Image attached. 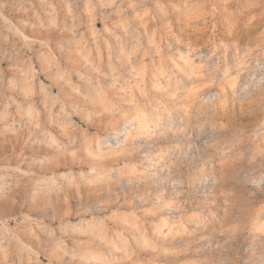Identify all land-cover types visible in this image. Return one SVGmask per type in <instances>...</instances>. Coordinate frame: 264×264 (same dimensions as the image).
<instances>
[{"label": "rangeland", "instance_id": "obj_1", "mask_svg": "<svg viewBox=\"0 0 264 264\" xmlns=\"http://www.w3.org/2000/svg\"><path fill=\"white\" fill-rule=\"evenodd\" d=\"M263 68L264 0H0V264H264Z\"/></svg>", "mask_w": 264, "mask_h": 264}, {"label": "bare ground", "instance_id": "obj_2", "mask_svg": "<svg viewBox=\"0 0 264 264\" xmlns=\"http://www.w3.org/2000/svg\"><path fill=\"white\" fill-rule=\"evenodd\" d=\"M262 67V66H261ZM262 70H264V68L262 69ZM261 74V73H260ZM258 77V76H257ZM254 80L256 79L255 77L253 78ZM258 79H259V77H258ZM261 80V79H260ZM250 85V84H249ZM249 85H246V86H244L245 88H247V90H248V88H249ZM251 87V86H250ZM244 88V89H245ZM243 89V88H242ZM245 93V92H244ZM207 98L206 99H208V98H212L213 97V94H208V96H206ZM141 117H142V115H141ZM142 119H143V117H142ZM141 118H139V120L138 121H136V122H132V121H130L131 119H127L126 120V122H128V124H130V125H128V126H132V127H135L136 126V124L137 125H140V124H142L143 123V120H142ZM127 126V127H128ZM127 131H129V130H127ZM128 134V132L126 133V131L124 132H122V134H116L115 133V135H116V138H117V140L119 141V142H121V141H124L125 140V137H126V135ZM121 137V138H120Z\"/></svg>", "mask_w": 264, "mask_h": 264}]
</instances>
